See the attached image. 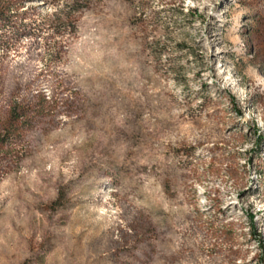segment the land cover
Instances as JSON below:
<instances>
[{
  "label": "rangeland",
  "instance_id": "1",
  "mask_svg": "<svg viewBox=\"0 0 264 264\" xmlns=\"http://www.w3.org/2000/svg\"><path fill=\"white\" fill-rule=\"evenodd\" d=\"M13 3L0 264H264V0Z\"/></svg>",
  "mask_w": 264,
  "mask_h": 264
},
{
  "label": "trees",
  "instance_id": "2",
  "mask_svg": "<svg viewBox=\"0 0 264 264\" xmlns=\"http://www.w3.org/2000/svg\"><path fill=\"white\" fill-rule=\"evenodd\" d=\"M13 1H15V0H0V22L2 24H5L6 26H8V25H15L16 26L18 23V27L22 31V29H24L25 24H23L24 22H22V20H18L16 18L15 15L17 13L12 12V10H11L12 6L11 5H14ZM26 1H33V0H26ZM65 7H70V9L72 10L73 6H71V5L66 6V4H65ZM66 19H69L68 16H66ZM58 20H60V19H58ZM250 218L252 219V217H250Z\"/></svg>",
  "mask_w": 264,
  "mask_h": 264
}]
</instances>
